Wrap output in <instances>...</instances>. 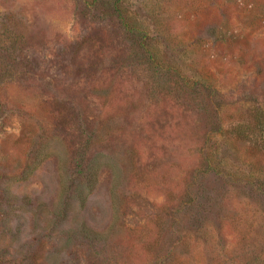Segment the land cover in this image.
Here are the masks:
<instances>
[{
	"label": "rangeland",
	"instance_id": "374dc122",
	"mask_svg": "<svg viewBox=\"0 0 264 264\" xmlns=\"http://www.w3.org/2000/svg\"><path fill=\"white\" fill-rule=\"evenodd\" d=\"M260 109L264 0H0V264H264Z\"/></svg>",
	"mask_w": 264,
	"mask_h": 264
},
{
	"label": "trees",
	"instance_id": "16d2710c",
	"mask_svg": "<svg viewBox=\"0 0 264 264\" xmlns=\"http://www.w3.org/2000/svg\"><path fill=\"white\" fill-rule=\"evenodd\" d=\"M222 27V24L220 25ZM224 26V24H223ZM223 29V28H222ZM222 38H226V34L225 32H221ZM210 88V87H209ZM208 96H212L213 98L215 97V95H218L219 92H216L217 90H215L214 88H210L207 90H205ZM224 105H214L212 107L209 108V112L214 116H217V118H220V115H222V113H224ZM255 113L257 114V116H255V119L253 118V122H249V121H235V122H230L229 126H225V128L222 129V126L220 125L217 129L216 134L214 135L213 138H211V142L212 144L214 143V146L216 144L220 145L222 144L223 146H226L229 150H232V154H227V152H223L222 158L221 157H214V154L211 153V155L209 156V162H214L216 161L218 166H221L222 163L221 162H227L230 161L229 166L230 167H235L234 163H237L238 165V160L240 157L239 154V150L237 149V146H235L236 144L239 145H245L247 149V162H244L242 164H244L245 166L248 167V169H263L264 168V140H258V141H253V142H249L248 145L245 144V136H244V130L246 128H248L249 126L253 127L257 133L260 136L264 137V109H260L259 111H255ZM249 120V119H248ZM253 123V125H252ZM248 130V129H246ZM210 142V144H211ZM211 144V145H212ZM213 146V145H212ZM244 150V149H243ZM245 151V150H244ZM243 152V151H242ZM50 155H54V151H50V152H46L45 154H43V156H41V154L39 155V157H41V159L39 160V162H41L43 159L47 158ZM56 157L58 158V154H55ZM59 161V171H62L65 167V162L61 159L58 158ZM104 167H105V162L101 163ZM108 164V163H107ZM107 166V165H106ZM100 167L99 163H97L96 166H93L89 169V172L87 174V185H88V189L91 190L93 189L95 183H96V179H97V175H98V168ZM109 169L112 171L113 176H116V168H114V166H111L110 164H108ZM228 173V172H227ZM232 178H234V180L238 179L239 177H236L237 172H232ZM236 178V179H235ZM248 184L250 185L251 183L248 182ZM62 189V187H61ZM4 197H6L7 199L11 198V194L7 191L4 194ZM83 198V196H82ZM24 200H26V198H23ZM16 199L11 200L12 202H14ZM10 202V201H8ZM7 212H8V207H7ZM0 213H4L3 209L0 208ZM9 213V212H8ZM5 215V214H4ZM6 216V215H5ZM82 234L87 237L88 239H93L94 241H102L105 239L106 235L105 233H100V232H93L91 230H88L84 227H82ZM3 251L0 250V252Z\"/></svg>",
	"mask_w": 264,
	"mask_h": 264
}]
</instances>
